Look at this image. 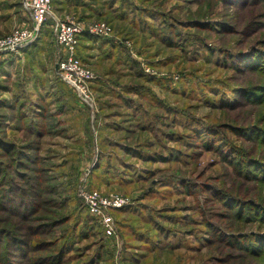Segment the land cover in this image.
Masks as SVG:
<instances>
[{
    "label": "rangeland",
    "instance_id": "374dc122",
    "mask_svg": "<svg viewBox=\"0 0 264 264\" xmlns=\"http://www.w3.org/2000/svg\"><path fill=\"white\" fill-rule=\"evenodd\" d=\"M83 1L51 0L38 35L0 49V264H264V64L246 63L264 0ZM61 21L107 33L75 46L88 97L59 70ZM32 24L0 0V44ZM35 184L26 218L3 207ZM84 188L126 198L112 235Z\"/></svg>",
    "mask_w": 264,
    "mask_h": 264
},
{
    "label": "built area",
    "instance_id": "2783aa9c",
    "mask_svg": "<svg viewBox=\"0 0 264 264\" xmlns=\"http://www.w3.org/2000/svg\"><path fill=\"white\" fill-rule=\"evenodd\" d=\"M32 16V28L27 30H17L12 36L0 44L1 50L13 51L21 48L27 42L31 41L45 23L51 0H26ZM77 21H61L58 25V43L65 47V55L60 57L59 70L61 74L71 84L79 89L80 93L88 97L89 82L93 75L85 69L82 60L76 55L75 46L79 43V36L84 33L89 34H107L103 30L91 26L84 28ZM93 190V189H92ZM84 188L80 193L85 201L86 207L91 215L101 218L103 227L108 235L115 233V222L110 213L112 209L122 207L126 202L123 196L100 195L95 190Z\"/></svg>",
    "mask_w": 264,
    "mask_h": 264
},
{
    "label": "trees",
    "instance_id": "16d2710c",
    "mask_svg": "<svg viewBox=\"0 0 264 264\" xmlns=\"http://www.w3.org/2000/svg\"><path fill=\"white\" fill-rule=\"evenodd\" d=\"M224 1L225 2H227V1L230 2V1H235V0H224ZM240 1H243V0H240ZM240 1H238V3H240ZM256 56L257 55L249 56V59H248V61L246 63H248V64H254L255 62H259L261 60L260 62L262 64H264V57L263 58H260V57H257L256 58ZM252 66L253 65L248 66V67H252ZM263 67L264 66H259V68H258L259 71L263 70ZM254 68H257V66L255 65ZM261 88H262V90H260L259 92H255V95H256L255 98L258 97L260 100H261V97L259 96V94L262 91H264V87L262 86ZM15 189H16V185L13 186L9 191L2 190L1 194L4 197L3 200H2V202L4 203L3 207H5V209H7L9 213H14L15 214V213H17V211L18 212L23 211L22 212V215H24V217L26 218L28 216V212H26V211H32L35 207H38L39 204L36 201H34V199L31 198V197L32 196H35L36 193L40 194V191L38 190L37 184H35L33 190L32 189L30 190V196H29L28 201H26L24 203H21V201H20V203H21V205H20V204L16 203V196H15L16 195V191H15ZM25 192H26V190L24 192H22V194H25ZM17 194H18V190H17ZM18 207H20L19 210L15 211V212L11 211V209H15V208H18ZM24 211H25V213H24ZM13 239L16 240L15 237H12L11 238V240H13ZM0 245H1V243H0ZM254 253L257 254L259 252L258 251H254Z\"/></svg>",
    "mask_w": 264,
    "mask_h": 264
},
{
    "label": "crops",
    "instance_id": "0c3cea01",
    "mask_svg": "<svg viewBox=\"0 0 264 264\" xmlns=\"http://www.w3.org/2000/svg\"><path fill=\"white\" fill-rule=\"evenodd\" d=\"M83 2V0H54V8L56 12L57 9L58 11L62 12L66 11V9L69 8H77L79 11H81L80 9L82 8V6H84L82 4Z\"/></svg>",
    "mask_w": 264,
    "mask_h": 264
}]
</instances>
